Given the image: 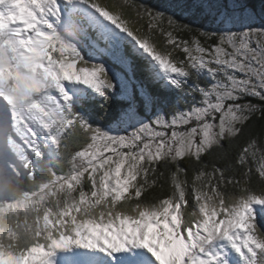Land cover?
Wrapping results in <instances>:
<instances>
[{"label": "snow or ice", "instance_id": "snow-or-ice-1", "mask_svg": "<svg viewBox=\"0 0 264 264\" xmlns=\"http://www.w3.org/2000/svg\"><path fill=\"white\" fill-rule=\"evenodd\" d=\"M0 264H264V0H0Z\"/></svg>", "mask_w": 264, "mask_h": 264}]
</instances>
